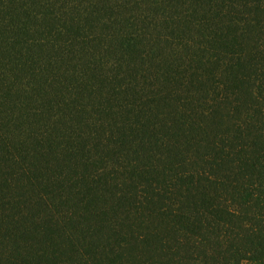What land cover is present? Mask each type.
I'll return each instance as SVG.
<instances>
[{
	"label": "trees",
	"instance_id": "16d2710c",
	"mask_svg": "<svg viewBox=\"0 0 264 264\" xmlns=\"http://www.w3.org/2000/svg\"><path fill=\"white\" fill-rule=\"evenodd\" d=\"M0 264H264V0H0Z\"/></svg>",
	"mask_w": 264,
	"mask_h": 264
}]
</instances>
